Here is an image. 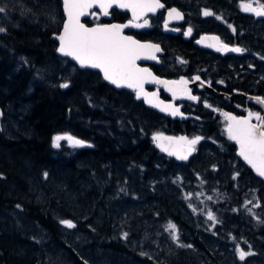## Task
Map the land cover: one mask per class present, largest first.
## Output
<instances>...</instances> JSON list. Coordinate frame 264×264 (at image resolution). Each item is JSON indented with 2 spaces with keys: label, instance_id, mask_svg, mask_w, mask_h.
<instances>
[{
  "label": "trees",
  "instance_id": "trees-1",
  "mask_svg": "<svg viewBox=\"0 0 264 264\" xmlns=\"http://www.w3.org/2000/svg\"><path fill=\"white\" fill-rule=\"evenodd\" d=\"M162 1L177 5V0ZM0 7L5 8L0 13L5 29L0 32V264H121L119 256L128 258L125 264H210L218 252L212 253L193 227L186 205L185 191L200 182L177 172L173 159L152 143L156 130L188 135L194 128L158 119L159 113L132 92L116 90L97 71L58 56L53 36L63 21L60 0H0ZM65 83L67 88L60 87ZM58 134L88 145L73 147L64 140L53 147ZM217 155L190 166L195 170L219 161L222 168L223 157ZM221 168L209 167L204 174V187L228 197L216 208L224 222L219 232L226 217L241 213L236 198L244 197L233 188L232 176L218 172ZM125 203L132 204L131 212L129 206L117 217L110 215L108 206ZM61 220L76 226L67 228ZM169 220L179 241L172 239L161 256L154 247L171 237ZM149 229L154 239L144 244ZM198 249L197 255L191 252Z\"/></svg>",
  "mask_w": 264,
  "mask_h": 264
},
{
  "label": "flooded vegetation",
  "instance_id": "flooded-vegetation-1",
  "mask_svg": "<svg viewBox=\"0 0 264 264\" xmlns=\"http://www.w3.org/2000/svg\"><path fill=\"white\" fill-rule=\"evenodd\" d=\"M176 2L177 5H168V3L164 2V11L160 10L154 15H148L136 23L131 20L127 12L113 9L111 11V22L124 24L132 21L135 25L143 24L145 20L148 21L146 27L131 26L124 31L138 40L155 38L156 40L154 41L160 43L164 50L163 55L158 57L157 62L144 63V65H147L156 75L163 76L169 72L172 75L171 78L184 77L188 81L191 86V94L198 97V99H176L174 103L181 106L183 113L190 114H188L190 116L188 121L192 120L189 124L194 126L193 121L195 123H197L196 121L201 122L199 129L205 133L208 139L224 143L222 148L225 153L224 166L221 168V164L218 161L214 171L221 168L218 172H227L229 169L234 168L235 172L231 175L233 177L232 185L256 188L260 195L259 199L264 205V179L257 175L242 160L232 166L230 158L232 156L230 155H237V150L234 152L229 148L231 144L226 143L221 134H219V120L216 122V119H220V122L225 123L223 119H225L226 113L237 117L243 114L246 115L250 111L258 112L261 116L264 114V104L258 103L256 100L257 97L264 98V37L260 36V32L261 35L264 32V17H255L254 13L245 12L242 8L243 3H251L253 7H257V0H233V4L230 0H177ZM258 2L264 4V0H258ZM167 6H177L184 12V18L181 22L169 24L172 29H179L175 33L164 31L165 9L168 8ZM205 9L213 12L214 15H203ZM217 17H221V19H217ZM188 28H191L192 32L190 35H185ZM206 35H208L211 44L215 46H203L198 43V40ZM213 37H218L219 41L213 40ZM221 42L229 45V47H240L245 49V51H218L217 48ZM165 52L166 54H164ZM241 68L252 69L249 72ZM196 76H199L200 79L195 80L194 77ZM147 88L149 90L155 89L153 86H148ZM159 93L162 99H169L163 90H159ZM244 93L253 97L250 99L242 97ZM177 95L180 94L178 93ZM210 114L212 118H210ZM158 116V119H160V114L155 115V117ZM220 116L222 117L218 118ZM213 121L215 123L214 126L211 125ZM252 122L258 123L255 117H253ZM197 127L194 126V129H197ZM228 162H231L229 167ZM156 166L158 167L159 164L153 166L158 171L160 166L159 168H156ZM219 180L222 181L221 179ZM233 188L240 193L237 187ZM236 199L241 205L257 209L255 201L250 198L237 197ZM208 201L209 207H214L213 212L218 214V220L220 221L213 224V229L217 235L224 222L221 219V213L216 212V208H220L223 201L219 196L217 198L213 197ZM241 207L239 206L238 208ZM227 225L228 223L225 222L222 232L233 238L240 234L244 226L239 223L236 228H232L234 229V233H232L231 231H226ZM243 234L239 236L238 240L246 244V249H244L258 255L257 250L261 242L258 235L264 241V231H260L257 235V233L247 229L243 231ZM250 235L252 236L251 240L250 238L248 239ZM263 254L262 258L264 259Z\"/></svg>",
  "mask_w": 264,
  "mask_h": 264
},
{
  "label": "snow or ice",
  "instance_id": "snow-or-ice-1",
  "mask_svg": "<svg viewBox=\"0 0 264 264\" xmlns=\"http://www.w3.org/2000/svg\"><path fill=\"white\" fill-rule=\"evenodd\" d=\"M64 8L67 13L68 19L64 24V30L58 39L60 41V47L58 51L66 56L73 57L79 62L81 67H91L100 69L103 72L104 79L115 84L117 87H129L136 90L137 98L144 96L148 99L149 103L152 100L149 99V95L155 96V93L147 94L143 89L144 74L151 75L147 69L137 68L135 60L139 58L140 50H152L153 52L160 51L158 45L141 44L139 41L133 40L131 37H125L121 35V30L128 25H97L93 28H88L84 24L80 23V17L87 14V10L94 5H98L103 15L109 14V9L116 5L120 8H131L133 12V19L138 20L145 12H155L158 8L165 7L160 0H63ZM242 8L245 12H252L257 16L264 17V4H260L257 0V7H253L251 3H243ZM5 8L0 7V13H4ZM205 16L214 15L210 10L205 9L203 12ZM169 20L183 19V14L177 9L172 8L168 11ZM221 19V17H217ZM132 24V21L129 22ZM148 21L145 20L143 24H135V27H146ZM167 27V22L165 23ZM179 31V29H176ZM5 29L0 28V32ZM235 31V29H233ZM191 28H188L185 35H190ZM215 41H219L218 37L212 38ZM200 41H198L199 43ZM215 46V45H213ZM218 51H232L243 52L245 49L240 47H229V45L220 43L217 48ZM154 59L155 56L153 55ZM156 78L153 77V80ZM195 80H199L200 77H194ZM159 83H179L184 85L180 90L182 95H187L189 99L197 100L198 97L191 94V90L187 88L188 81L181 78L179 82L158 81ZM60 87L67 88L68 84H62ZM169 91H173V96H176V91L169 88ZM258 103L264 104V98L257 97ZM157 107L160 105L157 104ZM210 106V105H209ZM163 111H170L172 115H182L179 108L174 107L171 104L164 105ZM228 119L227 132L230 139L236 141L239 144V155L256 171L260 177H264V116H261L258 112H249L246 117H235L231 114H225ZM258 121V123H252V119ZM153 139L157 141L158 146L164 151H168L170 155L177 156L180 160H187L195 150L196 144L202 139V137L196 136L192 139L187 137H180L179 143L181 147L176 150H170L163 144L159 143L162 138L160 134L153 136ZM68 141L73 147L86 146V141L78 139L68 134H58L53 137V147L59 148L61 141ZM47 176V173H44ZM192 194L189 193L188 196ZM211 199V197H209ZM250 203V202H249ZM191 206V205H190ZM19 207V205L17 206ZM195 211V209H194ZM207 217L211 221L219 222L213 212L208 211ZM61 224L67 228H74L76 225L71 220H61ZM167 229L171 231L172 237L177 242L179 241L177 226L169 222ZM127 238L128 233L123 234ZM181 247H191V245H179ZM238 255L240 260H244L246 256L251 255L250 252H245L243 249L238 248Z\"/></svg>",
  "mask_w": 264,
  "mask_h": 264
},
{
  "label": "rangeland",
  "instance_id": "rangeland-1",
  "mask_svg": "<svg viewBox=\"0 0 264 264\" xmlns=\"http://www.w3.org/2000/svg\"><path fill=\"white\" fill-rule=\"evenodd\" d=\"M91 16H94V18L97 19L95 24L103 23L100 21L99 14H93ZM154 40H156V39L154 38ZM169 60H170V58H169ZM257 60L259 61V59H257ZM243 61H245V60H243ZM231 64L234 67V64L232 61H231ZM241 69L251 72L252 68H241ZM217 120H219V123H218L219 134H221V137L223 138L224 141H226V143H230L231 139H228L229 136L226 133L227 123L225 125V123L220 122V119H216V121ZM196 122L197 123H194V126H198L197 129H194L192 134L190 133L188 135H185V137H187L189 140L196 137V136L202 137V139L195 146V148H197V150H198V153L195 157L192 158V160L190 161V164L188 163V164H183V165H176L174 169L177 170V172H179V173L185 172L186 175H189L191 178H195V181L200 182L196 186L195 189L185 191L186 205L189 208V216H191L189 218L193 217V227H195L197 230H199L202 237H203V240L212 246L211 252L212 253H213V251L218 252L217 255L214 254L215 257L212 256V258H211L212 261L210 264H223L220 257H219V253H220V256L222 257V260L228 261L227 263L224 262V264H238V263L239 264H264V259L262 258V254L264 252V241L262 240L260 235H258V233L260 231H264V205H262L261 199H259L260 195L258 194L256 188H252V187L248 186L245 188L244 191H242V186H237V185L233 186V187H237L240 190V193H242L244 198H250V199L254 200L256 203V207H257V209L249 208L247 205H241V203H239V206H242L241 207V213H240L241 216H240V214H238V215L231 214L230 216L226 217V220H227L226 222L228 223V225L226 227V231H231V228H236L239 225V223L244 225L243 230L240 232V234L238 236H235L234 238L228 237L223 232H219L218 235H216V231L213 229V224L216 222L209 220L207 217L208 211L213 212V210H214V207H212V206L209 207V201H208L209 197H211V198L216 197L217 198L219 196L220 198H222V201L229 202L228 197L225 196L223 193H221L220 189L217 190L216 188H214L212 186H208L207 188L204 187V184L206 182V180L204 179V174L209 173V171H208L209 167L212 168V171H214V168L216 167L215 164H211L213 162H209L206 165L203 163L204 164L203 166L196 167L197 169H195V170L190 165L196 164L199 166V164H197L198 162H201L204 159L209 160L210 158H212L217 153L218 156L223 157L222 161H223V166H224L225 156H224V152L222 151L224 143L218 142V144H217V141L208 139V137H206L204 135V132L199 129V124L201 122H198V121H196ZM157 133H164V132L156 130L153 132L152 136H154ZM179 136H181V135H179ZM213 145H215V146H213ZM201 146H204V147H201ZM206 146H208V147H206ZM236 149H238V146L233 145L232 151L235 152ZM198 155H200V156H198ZM233 156H234V158L233 157H230V158H231V161L233 164L232 166H235L236 162L239 163L241 161V159L236 155H233ZM230 163L228 164V167L230 166ZM234 172H235V169L231 168L227 172H221V174L223 177L229 178ZM194 173L196 175H193ZM210 175L212 178L214 177V174H210ZM177 179H181V178H177ZM156 182H157V180L152 181V183H154V184ZM140 188H141V186H140ZM189 193H191L192 195L188 196ZM146 196H151V195L142 194V197L145 198ZM154 200H156V199H154ZM154 200H152L151 203L153 205H155V204L157 205V201L155 202ZM138 204H141V203H138ZM144 205L149 206L150 203L147 202V203H144ZM129 206H130V212H131L132 204H129ZM129 206H128V203H125V205L113 204V205L108 206V208H109L110 215H112V216L114 215L117 217L118 212H123L122 208H127ZM194 209H195V211H194ZM229 211H230L229 206L227 205L226 209H224L222 211V213L226 214ZM140 214H142V212H140ZM213 214H214V212H213ZM214 215L216 216V219H217V217H218L217 214H214ZM169 222H171V221L169 220L167 222V224H165V226H167ZM247 229H249L253 233H257V235L260 238L261 242H260V245L258 246V250H257L258 255H255L253 252L245 250L246 244L241 243V241L238 240L239 236L244 235L243 231H246ZM149 230L151 231V233L150 232L148 234L145 233V232H148L146 230L144 232V237H143L144 244H147L148 240L154 239V237L152 235V230L151 229H149ZM167 238L168 239H166L164 237L162 240L158 241L156 243V245L154 244L155 245L154 249L156 250V253H159L161 251V256H162L164 247H166V248L169 247L171 249V246L169 244H170L171 240L173 239V237L171 235L170 238L169 237H167ZM185 243L189 244V241H186ZM238 248L243 249L245 252H250L252 254L249 256H246L245 259L242 261V260H240L239 255H238V251H237ZM260 249L261 250L263 249V251L260 252L259 251ZM199 251H201V249H198L196 251H191V252H193L195 255H197L196 253H198ZM117 259L119 260V262L121 264H125L128 261V258H126L124 256H119V257H117ZM218 260H220V262H217ZM129 262H130L129 264H131V263L135 264L131 260ZM204 264H208V263L205 262V260H204Z\"/></svg>",
  "mask_w": 264,
  "mask_h": 264
},
{
  "label": "water",
  "instance_id": "water-1",
  "mask_svg": "<svg viewBox=\"0 0 264 264\" xmlns=\"http://www.w3.org/2000/svg\"><path fill=\"white\" fill-rule=\"evenodd\" d=\"M61 2V9H62V13H63V21H62V25H61V28L59 30V33L54 35L53 37L55 38L56 42H57V47H56V54L62 58H67L69 61H71L73 64H75L78 68L80 69H92V70H95L97 72H99L100 76L102 77L103 81L106 82L108 85H110L111 87H113L114 89L116 90H120V89H126V90H133L135 91V98L136 100H141L143 102V105L146 106V107H149L155 111H158L160 113H162L163 115L165 116H168L170 118H180V119H183V118H186L187 116L185 115H172L170 111H163L162 108L164 105H168V104H171L173 105L174 107L176 108H179L177 106L174 105V102L172 100H176L178 98H182V97H186V96H182V94L180 95H177L178 92L182 89V86L179 84V83H169V84H164V83H159L158 81H168V82H179L180 80H169V79H165V78H158L156 77L152 70L147 66V65H140L141 63H151V62H157V55L159 54H162V49L160 47V44L159 43H154V42H151V41H140V40H137L135 37L131 36V35H127L124 33L125 29L127 27H131V26H134V23H136L137 21L143 19L144 17L148 16V15H154L156 14L158 11L160 10H163V8H158L155 12H145L143 15L140 16V18L138 20H134L133 19V12L131 10V8H120L116 5H113V7H111L108 11L109 13L111 12L112 9H115L117 11H121V12H127L131 18L132 21H134V23L132 24H129L128 23H124V24H121V23H117V22H111V23H106V24H93V25H90V24H86L85 20L87 18L90 17V13L92 11H98L100 16L102 17V19H108L109 18V14L108 15H103L99 6L98 5H94L92 8L88 9L87 10V14L86 15H83L80 17V23L84 24L86 27L88 28H93V27H96L97 25H112V24H116V25H128L127 27H124L122 30H121V35L122 36H125V37H131L133 40L135 41H139L141 44H151V45H158L159 48H160V51L158 52H153L152 50H140L139 52V58L135 60V65L137 68H140V69H147L148 70V73H150L151 75H147V74H144V82H143V89H144V92L147 93V94H152V93H155V96H151L149 95V99L152 100V103H149L148 102V99H146L144 96H141L140 98H137V95H136V90L133 89V88H129V87H117L115 84H112L110 81L104 79V76H103V72L100 70V69H96V68H91V67H81L79 62L76 61L73 57L71 56H66L62 53H60L58 51V48L60 47V41L58 39L59 35H61L63 33V30H64V24L65 22H67V19H68V16H67V13L65 11V8H64V2L63 0H60ZM160 3H162L164 5V3L160 0ZM165 6V5H164ZM172 8H175L177 9L180 13L183 14V12L181 10L178 9V7L176 6H171V7H168L165 9V21H164V31L165 32H169V33H175L176 30L175 29H172L171 27H168L170 23H176V22H181L183 19H180V20H169L168 18V11ZM255 17H258L257 15L254 14ZM261 17V16H259ZM167 22V27H165V23ZM208 35L204 36V37H201L198 41L199 44L203 45V46H210V45H213L211 44V42L209 41L208 39ZM155 56V58L153 59L152 56ZM153 77H155L156 79L153 80ZM151 85H159L165 92L166 94L169 96L170 98V101H165L163 100L162 98L159 97V92L157 90H154V91H149L146 89V87L148 86H151ZM169 88L173 89L176 91V96L174 97L173 96V91H169ZM159 104L160 106L157 107L156 105ZM263 110H264V106H263ZM248 115V114H247ZM246 115V116H247ZM246 116H240V117H246ZM262 116H264V114H262ZM239 118V117H238ZM254 123V122H252ZM160 136L162 138H172L171 140L169 139H161V141L159 143L163 144L165 147H168L170 150H176V149H179L181 147V144L179 143V138L180 137H184V136H178V135H174V134H165V133H160ZM232 140V139H231ZM234 141V140H233ZM156 142V145L157 147L166 155V156H169V157H173L176 161H187L189 159V157H191L194 152L189 155L188 159L187 160H180L177 158V156L175 155H170L168 151H164L162 150V148L160 146H158V143L157 141ZM237 146H238V150H237V155L238 157L244 162L246 163L255 173L256 171L251 167V165H249L246 161H244V159L239 155V144L234 141ZM86 146H87V143H86ZM85 147V146H83ZM257 174V173H256ZM258 175V174H257ZM264 179V177H262Z\"/></svg>",
  "mask_w": 264,
  "mask_h": 264
},
{
  "label": "bare ground",
  "instance_id": "bare-ground-1",
  "mask_svg": "<svg viewBox=\"0 0 264 264\" xmlns=\"http://www.w3.org/2000/svg\"><path fill=\"white\" fill-rule=\"evenodd\" d=\"M165 2H166V1H165ZM187 2H188V1H187ZM164 4H165V3H164ZM168 5H170V4H168ZM172 5H173V4H172ZM174 5H175V4H174ZM167 7H168V6H167ZM169 7H171V6H169ZM223 8H224V7H223ZM179 9H180V8H179ZM61 10H62V9H61ZM181 10H182V9H181ZM220 10H221V9H220ZM224 10H225V9H224ZM163 11H164V10H163ZM214 11H215V9H214ZM161 12H162V11H161ZM183 13H184V12H183ZM217 13H218V12H217ZM233 13H234V12H233ZM223 14H224V13H223ZM183 16H184V14H183ZM178 93L181 94V91H179ZM211 94H212V93H211ZM213 95H214V94H213ZM242 97H246L247 99H250V98L253 97V96L244 93V94H242ZM261 107H262V106H261ZM244 109H245V108H244ZM194 110H195V109H194ZM216 110H217V109H216ZM229 111H230V110H229ZM244 111L246 112V110H244ZM189 112H190V111H189ZM188 114H189V113H188ZM189 115H190V114H189ZM210 115H211V114H210ZM217 115H218V113H217ZM237 115H238V114H237ZM239 116H240V115H239ZM206 118H207V117H206ZM208 118H209V116H208ZM208 118H207V119H208ZM210 118H212V115H211ZM210 118H209V119H210ZM190 120H192V119H190ZM211 121H212V120H211ZM216 122H217V121H216ZM199 125H200V124H199ZM207 125H208V124H207ZM221 126H222V125H221ZM216 127H217V126H216ZM216 127H215V129H216ZM218 127H219V125H218ZM202 129L204 130V128H202ZM211 133H212V132H211ZM220 133H221V132H220ZM152 138H153V137H152ZM228 139H230V138H228ZM219 142H220V141H219ZM225 142H226V141H225ZM232 143H234V142H232ZM87 144H88V143H87ZM209 144H210V143H209ZM217 144H218V141H217ZM233 145H235V144H233ZM233 145H232V146H233ZM213 146H215V145H213ZM213 146H212V147H213ZM228 146H230V145H228ZM206 147H208V146H206ZM80 148H81V147H80ZM226 148H227V147H226ZM235 148H236V147H235ZM214 149H215V148H214ZM229 150H230V149H229ZM199 152H200V151H199ZM160 153H161V152H160ZM233 153H234V152H233ZM216 154H217V153H216ZM224 154H225V153H224ZM226 155H227V154H226ZM217 156H218V155H217ZM230 156H231V155H230ZM236 156H238V155H236ZM155 157H156V156H155ZM204 157H205V156H204ZM167 159H168V158H167ZM170 160H171V158H170ZM234 160H235V159H234ZM196 162H197V161H196ZM173 163H174V162H173ZM205 165H206V164H205ZM185 166H186V165H185ZM178 167H179V166H178ZM182 167H183V166H182ZM141 168H142V167H141ZM156 168H159V166H158V167L156 166ZM153 171H154V170H153ZM219 204H220V203H219ZM223 205H224V202H223ZM223 205H222V206H223ZM222 206H221V207H222ZM218 207H219V206H218ZM221 210H222V209H221ZM209 225H210V224H209ZM232 230H234V229L231 228V231H232ZM213 233H214V232H213ZM214 257H215V256H214ZM153 261H154V260H153Z\"/></svg>",
  "mask_w": 264,
  "mask_h": 264
}]
</instances>
